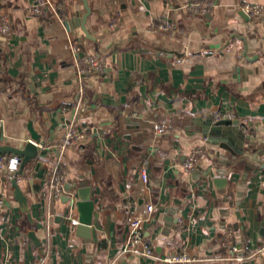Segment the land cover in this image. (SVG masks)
Returning <instances> with one entry per match:
<instances>
[{
  "label": "crops",
  "instance_id": "crops-1",
  "mask_svg": "<svg viewBox=\"0 0 264 264\" xmlns=\"http://www.w3.org/2000/svg\"><path fill=\"white\" fill-rule=\"evenodd\" d=\"M44 1L0 0L11 24L0 33V146L23 149L32 123L47 150L18 177L26 206L0 171V264H170L183 252L188 264H264V23L240 10L264 0H204L205 15L187 9L193 0ZM86 5L96 40L80 26ZM164 18L169 31L156 27ZM225 118L244 125L242 153L205 135V121ZM74 128L86 139L61 152ZM55 167L62 197L50 191ZM82 188L95 203L91 239L72 225ZM134 217L153 258L123 254Z\"/></svg>",
  "mask_w": 264,
  "mask_h": 264
},
{
  "label": "built area",
  "instance_id": "built-area-1",
  "mask_svg": "<svg viewBox=\"0 0 264 264\" xmlns=\"http://www.w3.org/2000/svg\"><path fill=\"white\" fill-rule=\"evenodd\" d=\"M43 5L52 7V3L50 0H45ZM213 5L212 3H207L204 0H193L191 4L187 6V9L196 14L205 15L208 12L209 7ZM240 10L245 12L253 25H259L264 23V6L261 4H246L240 7ZM36 13L42 15L43 11L41 9H37ZM158 25L156 26L160 31H169L172 28V23L168 18L160 19L158 21ZM11 32V24L8 19H2L0 21V33L8 37ZM77 51L78 47L75 48ZM86 64L90 65L92 69L96 71L102 70V65L97 59L88 58L86 59ZM83 90L80 89V95L83 96ZM81 99V98H80ZM75 123V122H73ZM2 121L0 120V125ZM154 133L157 136H165L169 133V121L167 119L161 120L154 124ZM87 137L86 128H74L71 129L65 139L62 141L60 145V151L64 152L67 148L76 146L79 142L85 140ZM204 155L203 150H197L193 152L185 164V168L187 170H192L199 162L200 158ZM21 165V159L19 157H4L0 159V171L3 167L8 169L9 175L11 178L15 176L18 172L19 167ZM58 167H55L52 171L50 181V191L55 197H62L65 194V187L63 182L59 177ZM141 179L144 183H148V174L146 169L141 171ZM4 204V197L0 192V207ZM154 210L152 205L148 206L147 212L151 214ZM143 222L144 220L141 217H134L129 220V234L125 241V247L123 249V254H141L144 257L153 258L154 257V249L148 243L147 239L144 236L143 231ZM79 224L78 220L73 219L72 225L77 227ZM232 252H238V248L236 246L232 247ZM261 255H264V248L260 251ZM166 262L170 264H188L191 262V257L186 253H179L178 255H173L171 257H166Z\"/></svg>",
  "mask_w": 264,
  "mask_h": 264
},
{
  "label": "water",
  "instance_id": "water-1",
  "mask_svg": "<svg viewBox=\"0 0 264 264\" xmlns=\"http://www.w3.org/2000/svg\"><path fill=\"white\" fill-rule=\"evenodd\" d=\"M85 4L86 1L84 0ZM87 13L80 21V26L84 32L87 39L96 40V37L90 35L86 22L90 14V9L85 6ZM242 17L249 21V16L245 12H241ZM185 53L182 54V56ZM179 55V54H177ZM200 121V120H199ZM204 132L207 137H211L212 140L216 142H222V147L229 150L233 155L242 153V145L246 139L244 133V125H241L238 120H231L230 118L221 119L218 121L208 120L203 123ZM29 131L31 133L32 139L25 145L23 149L14 148L11 146H0V156L8 155L12 157H19L21 159V165L19 171L10 180V184L13 188V195L16 201H18L22 206L27 205V198L22 192L21 187L18 183V177L24 174L25 166L38 156H45L47 150L43 149L44 143H39L40 135L33 129L32 123L29 124ZM227 179L218 178L216 179V184L226 185ZM70 186L66 187V191H69ZM90 189L82 188L79 190V200L76 202L75 206L79 213V224L76 227L77 234L85 239H91L92 232V221L94 216V201L90 199ZM69 197H64V203L69 201ZM29 237L39 245V241L36 239L35 234L32 232ZM122 264H127L123 262Z\"/></svg>",
  "mask_w": 264,
  "mask_h": 264
}]
</instances>
